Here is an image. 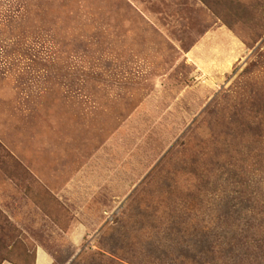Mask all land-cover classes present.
Segmentation results:
<instances>
[{
    "label": "rangeland",
    "instance_id": "obj_1",
    "mask_svg": "<svg viewBox=\"0 0 264 264\" xmlns=\"http://www.w3.org/2000/svg\"><path fill=\"white\" fill-rule=\"evenodd\" d=\"M264 264V0H0V264Z\"/></svg>",
    "mask_w": 264,
    "mask_h": 264
},
{
    "label": "crops",
    "instance_id": "obj_2",
    "mask_svg": "<svg viewBox=\"0 0 264 264\" xmlns=\"http://www.w3.org/2000/svg\"><path fill=\"white\" fill-rule=\"evenodd\" d=\"M37 264H38V261H37Z\"/></svg>",
    "mask_w": 264,
    "mask_h": 264
}]
</instances>
